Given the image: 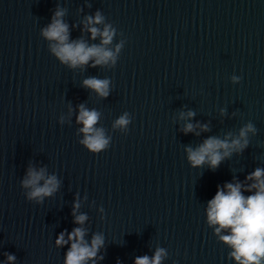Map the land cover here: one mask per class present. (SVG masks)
<instances>
[{"label":"water","instance_id":"95a60500","mask_svg":"<svg viewBox=\"0 0 264 264\" xmlns=\"http://www.w3.org/2000/svg\"><path fill=\"white\" fill-rule=\"evenodd\" d=\"M70 42L91 38L85 18L100 12L115 29L106 46L116 61L71 68L50 50L42 29L57 9ZM240 77L233 83L232 77ZM109 80V95L83 86ZM100 113L109 146L92 153L80 142L79 105ZM195 116L181 119L180 113ZM128 114L127 128L113 127ZM207 125L184 133L186 123ZM248 122V146L218 168L192 167L186 148L211 136L232 137ZM196 133H199L197 135ZM55 175L59 187L41 202L22 186L29 168ZM264 169V0H0V264H65L74 228L104 245L95 264H237L207 219L208 202L226 183L245 196ZM43 184V181L40 182ZM226 191V189H224ZM76 215L88 217L84 224ZM103 259H100V257ZM93 264V260L87 261Z\"/></svg>","mask_w":264,"mask_h":264},{"label":"clouds","instance_id":"9594fccd","mask_svg":"<svg viewBox=\"0 0 264 264\" xmlns=\"http://www.w3.org/2000/svg\"><path fill=\"white\" fill-rule=\"evenodd\" d=\"M64 15L65 11L58 8L52 22L41 32V35L51 42L50 50L61 63L71 68L88 65L90 60L93 61L92 67L107 64L109 61L115 64L116 53L120 51L122 45L116 46V52L106 48L113 40L115 29L111 25H105L101 31L94 26L104 22L100 12L85 18V27L91 33V38L101 37L100 45L91 46L82 39L70 42L69 26L63 21ZM240 79L237 76L232 77L233 83H238ZM109 83L107 79L92 77L85 79L83 86L106 98L109 95ZM194 116L195 113L191 110L180 113L181 119L191 120ZM99 117L98 111L88 110L83 104L79 105L77 123L83 125L80 132L84 134V139L80 143L92 153H100L109 146V138H106L104 130L95 127ZM129 123V116L125 113L115 121L113 127L127 128ZM196 127L201 131L209 130L207 125H194L189 122L184 125L183 131L185 134L195 132ZM256 132L253 123L248 122L240 128L238 136L234 138L231 133H228L224 139L208 137L197 148H186L187 159L192 167H201L207 163L215 170L233 152H242L249 144L248 134H256ZM246 180L254 181L246 188L247 191L255 190L254 194L243 195L244 185L240 182L226 183L223 189L218 187L215 196L208 202L207 219L210 225L217 226L216 234L219 235L222 230L230 232L228 235H220L219 238L232 249L229 255L237 264H264V169L257 168L246 177ZM41 181H43L42 185ZM22 186L30 189L27 193L29 200L41 202L44 197L51 196L57 191L59 182L55 175L46 177L44 169L37 171L30 167L26 178L22 181ZM79 206V203L74 204L73 216L74 222L82 225L88 217L84 214L76 215ZM85 235L86 230L81 227L74 228L68 233L67 240L64 238L65 234L60 233L56 240L57 246H63L71 241L65 264H87L89 260H93L95 264L94 258L104 245V238L101 234H94L89 244L84 239ZM6 256L9 264L16 259L14 255L6 254ZM165 256L166 251L157 248L152 258L147 255L137 257L135 264H161ZM100 259L103 257L101 256Z\"/></svg>","mask_w":264,"mask_h":264}]
</instances>
